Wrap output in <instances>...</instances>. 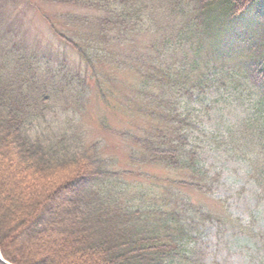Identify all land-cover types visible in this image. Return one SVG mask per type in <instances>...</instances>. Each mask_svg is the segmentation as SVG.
Returning <instances> with one entry per match:
<instances>
[{"label":"trees","instance_id":"obj_1","mask_svg":"<svg viewBox=\"0 0 264 264\" xmlns=\"http://www.w3.org/2000/svg\"><path fill=\"white\" fill-rule=\"evenodd\" d=\"M48 1L104 14H65L66 31L54 23L52 30L108 92L122 95L129 82L131 97L120 110L149 125L139 128L141 136L121 135L146 152L147 160L183 178L169 181L161 197L154 190L157 197L149 200L143 187L133 196L117 189L108 165L88 154L84 136L75 128L57 129L51 120L60 100L82 102L86 90H70L65 77L56 81L48 66L43 73L42 53L25 54L16 32L14 39L2 36L0 264H212L203 262L198 246L199 227L208 222L215 224L222 262H238L233 254L239 245L264 251V243L241 233L246 227L236 220L233 225L226 211L213 216L183 191L192 188L213 206V187L222 175L215 164H242L258 195L253 201L264 203V0ZM110 63L128 74L124 82L107 70ZM209 115L223 120L221 129L209 124ZM206 152L217 154L210 168L203 165ZM79 192L81 200L73 199ZM51 210L66 214L49 220ZM35 224L38 235L69 242L60 259L50 263L23 252L29 240L20 236Z\"/></svg>","mask_w":264,"mask_h":264},{"label":"rangeland","instance_id":"obj_2","mask_svg":"<svg viewBox=\"0 0 264 264\" xmlns=\"http://www.w3.org/2000/svg\"><path fill=\"white\" fill-rule=\"evenodd\" d=\"M14 2L15 0H0V38L5 36L6 39L11 37L14 39L17 33L15 42L20 41L19 35L24 39L23 42L26 51H28L25 54H36V50L42 53V60H38V62L43 73H47V68L45 69L43 66H48L56 81L59 76L65 77V84L70 90L78 89V87L86 90V99L82 102L74 104L68 98L58 102L60 107L54 108L55 118H51L53 125L57 124V129L75 128L79 134H82L85 139V146L88 147V154L96 156L106 166L108 165L109 172L115 175L114 181L117 189L124 188L127 195L133 196V193L140 191L138 187H143L141 192L144 193L143 195H147L148 200L152 199L154 194L157 195V193L153 194V191L157 189L158 197H161L169 188V181L183 177L180 176V171L169 169L163 163H151L147 160L149 155L146 152L141 151L142 149L137 144L121 135L128 132L141 136L142 132L138 131L139 128H145L146 125H149V123H141V121L136 122L139 119L131 120L120 110L125 108L124 98L126 96L131 97L128 95L129 88H131L129 82H126V85L123 84L122 95L112 94L113 90L108 92L106 88H103V85L100 86L96 80L91 78L89 70L82 63L77 53L52 30L54 23L59 30L66 31L67 28H65L62 18L65 17V14L88 16L90 19H104V14L100 11L81 9L72 5L51 3L48 0H18ZM157 8L158 5H155V9ZM46 17L47 19H45ZM240 19L250 18L244 16ZM12 24L16 26V31L14 27H11ZM10 27L13 29V36L12 34L6 35ZM1 42L2 40H0ZM57 57H64L66 62ZM113 64L110 63L107 70L114 71L112 73L114 78L124 82L128 74L123 73L121 69L114 70ZM34 65H38L37 62H34ZM39 77L36 76L38 84L40 83ZM34 86L39 90V85L36 82ZM140 115L148 121L147 116ZM212 117L209 115L205 119L210 121ZM207 123L208 121L204 120L203 129L207 127ZM222 123L223 120L217 117L209 122L216 129H221ZM54 129H56L55 126ZM201 140L199 138V143ZM93 145L96 146L95 149L92 148ZM215 155L217 154L210 155L208 152L203 154V165L206 168H210V164L216 163ZM215 168L222 171L218 184L213 187V198L218 201L217 204L211 206L205 198L206 196L192 190V188H185L183 191L185 194L188 193L189 198L195 204L206 205L211 209L213 216L226 211L234 220L232 221L233 225H237L238 222L240 225L237 226L240 228L241 225L247 227H242L241 233H252L251 237L255 236L260 243H264V203L260 201L256 205L258 195L252 191L253 184L247 182L244 166L219 162L215 164ZM81 195L82 192H79L77 196L74 195L73 199L81 200ZM58 200H61L60 196L56 201ZM67 211L69 212V210ZM47 212L48 218H45L49 220L61 219L66 214L65 211L54 212L51 210V212ZM249 214L256 220L250 221ZM49 228L53 229L54 227ZM199 229L198 246L205 254L202 258L203 262L234 264L233 262L224 263L221 261L223 254L218 252L219 247L216 246L215 224L208 222ZM39 230V224H35L20 236L21 240L24 238L29 240L26 242L23 252L34 259L46 257L50 263L60 259L64 253L63 247L69 242L53 235H38L37 231ZM230 230L233 228L231 227ZM222 237L226 238L224 235ZM254 251L247 246L244 249H237V253L233 255H237L239 264H264V257L261 254L264 252L263 249L256 253ZM248 257L252 260H249Z\"/></svg>","mask_w":264,"mask_h":264}]
</instances>
